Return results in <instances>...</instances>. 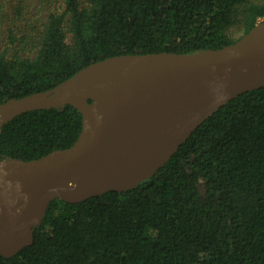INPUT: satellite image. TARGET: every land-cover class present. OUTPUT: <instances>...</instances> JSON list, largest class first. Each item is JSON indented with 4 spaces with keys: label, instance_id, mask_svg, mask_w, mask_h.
I'll use <instances>...</instances> for the list:
<instances>
[{
    "label": "trees",
    "instance_id": "trees-1",
    "mask_svg": "<svg viewBox=\"0 0 264 264\" xmlns=\"http://www.w3.org/2000/svg\"><path fill=\"white\" fill-rule=\"evenodd\" d=\"M30 3L0 0V106L108 58L216 51L264 22V0ZM84 130L70 105L25 112L0 123V162L41 161ZM0 264H264V87L198 121L137 187L51 200L31 245Z\"/></svg>",
    "mask_w": 264,
    "mask_h": 264
},
{
    "label": "water",
    "instance_id": "water-1",
    "mask_svg": "<svg viewBox=\"0 0 264 264\" xmlns=\"http://www.w3.org/2000/svg\"><path fill=\"white\" fill-rule=\"evenodd\" d=\"M261 87L264 22L216 51L108 58L47 92L0 106V123L66 105L85 122L79 142L64 152L0 162V255L11 258L31 245L51 200L76 204L137 187L198 121Z\"/></svg>",
    "mask_w": 264,
    "mask_h": 264
},
{
    "label": "rangeland",
    "instance_id": "rangeland-1",
    "mask_svg": "<svg viewBox=\"0 0 264 264\" xmlns=\"http://www.w3.org/2000/svg\"><path fill=\"white\" fill-rule=\"evenodd\" d=\"M28 2L31 4V6H32V9H33V11H35V13H36V11L38 10V8H39V0H28ZM28 4V3H27Z\"/></svg>",
    "mask_w": 264,
    "mask_h": 264
}]
</instances>
